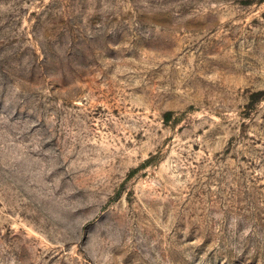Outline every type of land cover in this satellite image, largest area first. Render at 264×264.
<instances>
[{"label":"rangeland","instance_id":"rangeland-1","mask_svg":"<svg viewBox=\"0 0 264 264\" xmlns=\"http://www.w3.org/2000/svg\"><path fill=\"white\" fill-rule=\"evenodd\" d=\"M0 264H264V0H0Z\"/></svg>","mask_w":264,"mask_h":264},{"label":"trees","instance_id":"trees-1","mask_svg":"<svg viewBox=\"0 0 264 264\" xmlns=\"http://www.w3.org/2000/svg\"><path fill=\"white\" fill-rule=\"evenodd\" d=\"M170 116H171V113H168V114L166 115V118L168 119Z\"/></svg>","mask_w":264,"mask_h":264}]
</instances>
